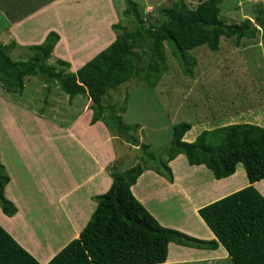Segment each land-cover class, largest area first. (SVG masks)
<instances>
[{
  "label": "trees",
  "instance_id": "obj_1",
  "mask_svg": "<svg viewBox=\"0 0 264 264\" xmlns=\"http://www.w3.org/2000/svg\"><path fill=\"white\" fill-rule=\"evenodd\" d=\"M221 2L201 0L195 7H189L185 0H173L158 9L157 19L146 20L135 3L126 0L123 14L134 19L135 28L127 30L120 23L112 24L115 39L75 72L68 71L69 63L60 58H55L53 64L48 62L59 40L54 30H50L41 43L27 45L30 54L23 60H13L10 56L16 45L14 41L0 44V81L4 87L15 86L22 90L24 78L33 75L55 79L62 94L90 98L92 124L102 121L114 136L139 145L141 151L135 164L124 171L111 165L112 183L105 193L96 197L97 206L89 221L78 237L45 264H163L169 242L203 249H216L221 245L233 264H264V196L252 185L264 179V127L230 123L204 129L193 141H186L183 136L192 124L180 121L172 126L164 157H157L148 151L149 144H138L137 138L129 134L130 126L123 123L114 105L104 99L109 90L141 74L149 87L154 88L166 68V40L180 61L185 52L199 46L217 51L222 36L234 37L236 44L243 38H255L258 33L264 40L261 15L255 17V22L244 18L240 23H227L220 18ZM145 46L150 58L141 66L145 53L137 49ZM184 71L191 74L189 67ZM178 154H184L190 165H204L215 179L232 175L239 163L244 166L249 185L198 209L215 236L211 240L162 226L131 191V185L146 168L148 160L153 162L152 168L157 173L171 181L168 162ZM8 181L9 176L0 161V209L10 216L17 207L4 195ZM0 264L42 263L0 225Z\"/></svg>",
  "mask_w": 264,
  "mask_h": 264
},
{
  "label": "crops",
  "instance_id": "obj_2",
  "mask_svg": "<svg viewBox=\"0 0 264 264\" xmlns=\"http://www.w3.org/2000/svg\"><path fill=\"white\" fill-rule=\"evenodd\" d=\"M124 9L121 2L114 0H52L18 20H7L0 29V36L11 38L16 46H27L41 43L46 34L54 30L59 34V40L53 48L52 58L67 61L68 71L75 72L115 39L111 25L120 20ZM82 13L95 16L93 19L98 27L94 28L95 32L91 30L92 35L80 47L73 35H67V26L70 14L79 16ZM37 15L42 21L36 25ZM72 21L80 31L90 29L84 26L87 20ZM37 32H40L38 38H26ZM75 37L79 39L85 35ZM69 39H73V44ZM68 47L84 49L83 53L91 54L83 59L79 57L80 60L57 51ZM237 50L232 49L235 53L232 52L230 57L241 65ZM76 58L79 62L74 65ZM46 95L49 101L45 102V111L36 119L40 121L38 137H47L48 141L28 143L21 134H16L14 146L19 157L13 159L15 161L8 158L5 161L0 153L9 175L4 195L17 207L10 216L0 209V225L42 264L79 236L97 206L96 197L105 193L112 183L111 165L115 164L121 172L136 162L130 155V143H116L118 137L102 121L90 122L89 97H69L54 92ZM251 109L228 115L222 121L227 120L224 125L251 123L264 127V107L255 112ZM51 128L55 138L50 137ZM188 132L183 139L193 141L195 136L188 139ZM123 146L128 148L126 152L122 150ZM168 166L172 172L171 181L146 166L131 185L133 195L162 226L198 239H213L215 236L198 214V209L249 185L243 164L239 163L232 175L222 179H215L202 164H188L184 154H178ZM202 174H210V178L204 186L201 182L195 185ZM252 185L264 196V179ZM163 264L231 263L221 245L216 249H203L169 242L168 256Z\"/></svg>",
  "mask_w": 264,
  "mask_h": 264
},
{
  "label": "rangeland",
  "instance_id": "obj_3",
  "mask_svg": "<svg viewBox=\"0 0 264 264\" xmlns=\"http://www.w3.org/2000/svg\"><path fill=\"white\" fill-rule=\"evenodd\" d=\"M50 1L52 0H0V29L7 20H18ZM114 1L121 2L126 7V0ZM132 1L144 19L153 20L158 18V9L168 6L173 0ZM199 1L201 0H185L189 7H195ZM219 7L221 19L227 23H240L244 18H250L255 22L258 14L264 18V0H222ZM94 17L87 13L79 16L70 14L67 35L71 37L73 35V39L80 42L78 43L80 47L92 35L91 30L98 27ZM73 19H81V22L87 20L88 23L84 26L90 29L80 31ZM41 21L40 15L34 19L36 25ZM115 23H120L127 30L135 28L134 19L124 14ZM78 34L79 36L84 34L85 37L76 39L75 36ZM39 36L40 32H37L26 38L36 39ZM73 39H69L71 44L74 42ZM11 41H13L11 38L0 36V44H8ZM232 49H239L237 54L241 56V65L231 59L232 52L235 53ZM137 50L145 53L139 65H146L150 58L148 47ZM57 51L82 59L91 54L83 53L84 49H70V47ZM29 54L30 50L27 46L15 45L10 51L13 60H23ZM164 54L166 68L161 71L154 88L149 87L144 75L141 74L138 78L109 90L104 96L106 103L114 105L123 123L130 126L129 134L137 138L138 144H149L148 151L157 157H164V152L170 143L171 129L175 123L187 121L192 124L187 134L189 139L196 137L197 133L204 129L224 125L227 120L222 121V119L228 115L251 108V111L255 112L264 107V40L259 33L255 38L241 39L239 44H236L234 37L222 36L217 51H211L205 45L199 46L180 56L181 61L174 54L170 42L166 40ZM48 62L53 64L55 60L50 58ZM78 62L76 58L74 65ZM187 67L191 69V74L184 71ZM44 83L45 86L42 87ZM56 85L55 79L40 75L25 77L22 90L15 86L4 87L0 81V153L3 160L19 157L14 146L16 134H21L28 143L38 144L48 141L47 137L44 139L38 137L40 121L36 117L45 111V102L49 101L46 93L62 94ZM41 132L45 133V131ZM49 133L51 138H55L53 128ZM118 138L116 143L127 142L122 137ZM138 147L139 145L130 146L132 148L130 155L134 156L136 161L141 155ZM127 149L126 146L122 148L124 152ZM2 159L0 158V161L4 165ZM145 165L152 167L154 164L148 160ZM203 167L207 173H211L209 169ZM208 178L210 174H202V178H199L195 185L201 182L204 186ZM230 263L233 264L231 260Z\"/></svg>",
  "mask_w": 264,
  "mask_h": 264
}]
</instances>
